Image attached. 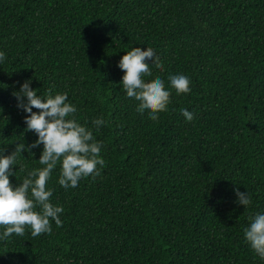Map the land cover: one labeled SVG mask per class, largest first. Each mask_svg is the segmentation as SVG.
Wrapping results in <instances>:
<instances>
[{
	"label": "trees",
	"instance_id": "16d2710c",
	"mask_svg": "<svg viewBox=\"0 0 264 264\" xmlns=\"http://www.w3.org/2000/svg\"><path fill=\"white\" fill-rule=\"evenodd\" d=\"M134 47L163 64L144 77L170 92L157 120L121 84ZM0 51L3 154L38 139L14 95L31 80L42 97L68 94L105 160L100 176L69 189L58 163L47 188L62 226L0 239V264H264L244 235L264 213V0H0ZM176 74L189 93L171 87ZM42 151L17 157L14 186L45 167Z\"/></svg>",
	"mask_w": 264,
	"mask_h": 264
},
{
	"label": "clouds",
	"instance_id": "9594fccd",
	"mask_svg": "<svg viewBox=\"0 0 264 264\" xmlns=\"http://www.w3.org/2000/svg\"><path fill=\"white\" fill-rule=\"evenodd\" d=\"M5 59L6 54L0 51V62ZM150 65L163 69L160 57L152 48L134 47L127 51L119 62L124 72L121 84L126 95L139 102L137 111L143 114L147 110L149 118L157 120L158 113L167 110L170 92L160 77L146 82L144 77L152 76ZM168 79L177 94L191 91V81L186 75H170ZM14 95L18 108L28 113L25 116L26 131L35 132L38 139L27 147L24 143H17L9 155L3 154L4 149L0 150V226L4 228L0 239L12 234L23 236L26 227L31 229L33 237L50 234L52 220L57 227L62 226L60 214L64 209L50 201L52 189L47 188V181L58 163L61 165L58 183L65 189L77 187L82 178L91 176L95 179L105 166L101 156L102 142L95 139L87 126L76 120L77 108L68 102L67 93L53 96L49 90L46 97H42L31 87V80H26ZM33 108L39 111L34 112ZM182 114L188 122L194 119V114L188 109H182ZM104 123L102 117L93 120L97 128ZM41 144L43 151L39 163L45 167L30 170L22 183L14 186L10 176L15 175L13 166L18 163L17 157ZM235 192L237 203L246 207L251 204L248 192H241L239 188ZM249 221V226L244 229L245 239L255 253L264 258V213L250 216Z\"/></svg>",
	"mask_w": 264,
	"mask_h": 264
}]
</instances>
